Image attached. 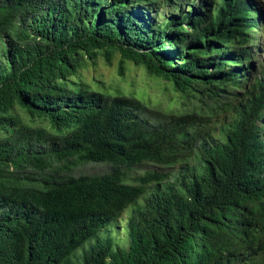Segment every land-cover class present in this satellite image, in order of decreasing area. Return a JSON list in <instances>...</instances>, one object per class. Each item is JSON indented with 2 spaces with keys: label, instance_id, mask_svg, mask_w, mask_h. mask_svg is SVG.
<instances>
[{
  "label": "trees",
  "instance_id": "trees-1",
  "mask_svg": "<svg viewBox=\"0 0 264 264\" xmlns=\"http://www.w3.org/2000/svg\"><path fill=\"white\" fill-rule=\"evenodd\" d=\"M164 3L179 11L151 29L140 7ZM257 25L252 0H0V264H64L151 184L128 218L127 246L97 239L78 264H264ZM114 52L169 83L184 106L208 101L212 112L231 113L224 141H202L201 111L149 110L82 81L67 88L85 63H109ZM42 118L60 135L41 128ZM191 151L201 165L179 187L159 188L166 176L154 172L123 182L119 168L169 166ZM74 158L111 169L44 175Z\"/></svg>",
  "mask_w": 264,
  "mask_h": 264
},
{
  "label": "rangeland",
  "instance_id": "rangeland-1",
  "mask_svg": "<svg viewBox=\"0 0 264 264\" xmlns=\"http://www.w3.org/2000/svg\"><path fill=\"white\" fill-rule=\"evenodd\" d=\"M256 8L257 23L256 30L252 34L256 45L250 47L253 54L254 71L264 67V0H252ZM142 11L148 10V23L151 29L160 28L171 16L177 14L178 8L171 4H154L150 7H140ZM131 9L137 10L138 7ZM4 47V41L0 40V55ZM1 60V56H0ZM119 55L114 52L106 63L100 57H97L92 64L85 63L83 68L76 76L68 78L67 88H72L71 82L82 81L90 90L102 93L107 96L123 95L128 98L141 102L147 109L157 112L195 111L200 112L207 120L205 137L202 141L209 144H219L224 141L228 125L233 121L231 113L225 114L221 111L212 112L207 105L202 110L198 107V102L194 99H188L187 105H183L178 100V93L171 88V85L162 79L148 74L142 66H135L128 61H119ZM4 64V62H3ZM120 66L122 74L119 75L118 67ZM234 93V91L232 92ZM25 124H28V118L19 109L16 110ZM264 120V116H263ZM37 125L35 122L34 125ZM38 125L51 135H60L52 127L51 120L42 118ZM199 157L196 151L184 152L178 158L176 163L169 166H162L153 163H142L136 166L119 168L123 175V182L128 185H134L135 179L145 173H159L166 176V180L158 184L161 188L165 184H174L180 186L182 179H187L192 169L198 170L200 167ZM111 166L106 163L82 162L77 159H71L70 163L62 164L53 162L51 167L44 172V175L59 172L72 176L78 175H101L108 173ZM29 172V171H27ZM25 174V173H24ZM22 174V176L24 175ZM31 181V179H30ZM156 184L145 187L144 194L135 203L129 205L117 218L108 224L103 230L99 231L94 237L88 239L79 248H77L66 260L64 264H78L81 260V253L95 240L109 239L112 248L126 247L128 244L126 225L130 213L136 207L142 205L143 198L155 189Z\"/></svg>",
  "mask_w": 264,
  "mask_h": 264
}]
</instances>
